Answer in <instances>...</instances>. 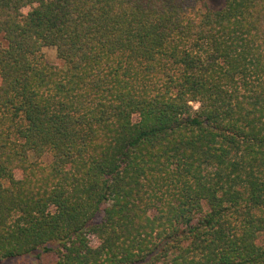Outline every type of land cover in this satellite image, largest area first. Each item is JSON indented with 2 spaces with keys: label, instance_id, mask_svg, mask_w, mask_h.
Returning <instances> with one entry per match:
<instances>
[{
  "label": "trees",
  "instance_id": "obj_1",
  "mask_svg": "<svg viewBox=\"0 0 264 264\" xmlns=\"http://www.w3.org/2000/svg\"><path fill=\"white\" fill-rule=\"evenodd\" d=\"M0 36V264H264V0H0Z\"/></svg>",
  "mask_w": 264,
  "mask_h": 264
},
{
  "label": "rangeland",
  "instance_id": "obj_2",
  "mask_svg": "<svg viewBox=\"0 0 264 264\" xmlns=\"http://www.w3.org/2000/svg\"><path fill=\"white\" fill-rule=\"evenodd\" d=\"M208 1V4L209 6L214 9V10H218V9H221L224 4H225V0H207ZM2 46H5V41L4 39L0 36V47ZM43 54L45 56V58L50 62L52 63L53 65H59L61 66V62L60 60L58 59V56H57V50L55 48H52V47H47V48H44L43 49ZM0 84H1V79H0ZM195 106H197L196 104H194ZM97 240L94 239V243L96 242ZM32 259H20L17 263H11V264H37L38 262H33L31 261ZM55 261V258L54 257H44L41 264H53ZM10 264V263H8Z\"/></svg>",
  "mask_w": 264,
  "mask_h": 264
}]
</instances>
